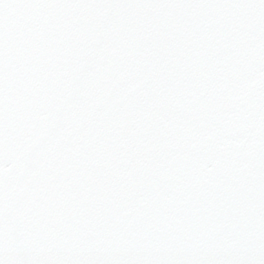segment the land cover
Segmentation results:
<instances>
[{"label": "snow or ice", "instance_id": "6c2138e0", "mask_svg": "<svg viewBox=\"0 0 264 264\" xmlns=\"http://www.w3.org/2000/svg\"><path fill=\"white\" fill-rule=\"evenodd\" d=\"M0 264H264V0H0Z\"/></svg>", "mask_w": 264, "mask_h": 264}]
</instances>
